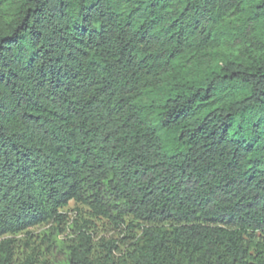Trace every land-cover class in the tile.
<instances>
[{
  "label": "trees",
  "instance_id": "obj_1",
  "mask_svg": "<svg viewBox=\"0 0 264 264\" xmlns=\"http://www.w3.org/2000/svg\"><path fill=\"white\" fill-rule=\"evenodd\" d=\"M70 201L139 234L64 264H264V0H0V237Z\"/></svg>",
  "mask_w": 264,
  "mask_h": 264
},
{
  "label": "rangeland",
  "instance_id": "obj_2",
  "mask_svg": "<svg viewBox=\"0 0 264 264\" xmlns=\"http://www.w3.org/2000/svg\"><path fill=\"white\" fill-rule=\"evenodd\" d=\"M65 219L62 223H43L30 227L14 235H3L0 240L13 238V264L22 263L31 257L37 264H64L65 254L60 243H70L79 230L90 234L92 255L96 260L103 259L106 243H115L120 249L128 245L139 234L130 219L115 225L103 217L94 215L83 204L70 201L60 210ZM49 239H56L53 246Z\"/></svg>",
  "mask_w": 264,
  "mask_h": 264
}]
</instances>
